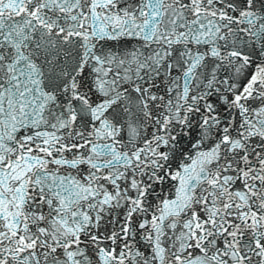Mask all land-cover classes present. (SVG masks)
<instances>
[{
  "label": "snow or ice",
  "instance_id": "snow-or-ice-1",
  "mask_svg": "<svg viewBox=\"0 0 264 264\" xmlns=\"http://www.w3.org/2000/svg\"><path fill=\"white\" fill-rule=\"evenodd\" d=\"M0 264H264V0H0Z\"/></svg>",
  "mask_w": 264,
  "mask_h": 264
}]
</instances>
